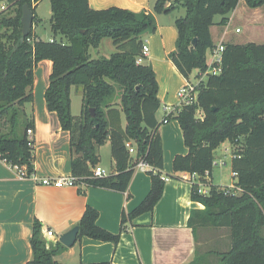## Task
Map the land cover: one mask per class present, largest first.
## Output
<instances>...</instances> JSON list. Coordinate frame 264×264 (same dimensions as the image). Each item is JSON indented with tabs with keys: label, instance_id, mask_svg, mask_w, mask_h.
<instances>
[{
	"label": "trees",
	"instance_id": "obj_1",
	"mask_svg": "<svg viewBox=\"0 0 264 264\" xmlns=\"http://www.w3.org/2000/svg\"><path fill=\"white\" fill-rule=\"evenodd\" d=\"M41 1L0 0V157L11 165L26 166L30 173L35 171L34 142L27 134L28 128L34 127V118L25 105L34 101L35 68L42 60H51L45 98L49 110L57 113L62 127L71 133L73 175L91 186L127 192L139 160L152 166L147 171L151 189L135 209L123 213L124 225L152 212L166 184L161 123L156 117L161 106L159 83L150 64L137 62L143 34L156 25L147 12L139 15L118 6L95 9L89 0H50L51 29L67 41L56 37L44 40L33 29L23 37V6L28 4L35 12V21L40 20L36 9ZM240 2L156 0L158 13L185 8V15L175 20L177 48L170 54L184 77L190 78L194 69H207V51L216 46L211 26L226 25L229 13ZM244 2L251 8L264 6V0ZM2 3L8 7L1 9ZM219 14L223 18L217 23L215 16ZM104 38L112 39L116 51L94 58L90 49L98 48ZM224 44L221 73L210 74L200 85L198 102L184 105L175 116L189 151L175 156L173 169L197 173L199 181L207 183L217 148L227 140L243 139L232 159L237 178L234 186L240 192L210 184L209 193L204 194L198 183H193L191 192L192 199L205 208L192 210L189 225L226 226L231 246L215 253V259L210 258L211 252L196 253L191 264H264V44ZM73 86L83 87L78 116L72 113ZM108 139L117 172L94 176L90 165H99L97 147ZM128 143L136 149L134 156ZM98 218V209L88 205L78 224L79 238L88 236L117 245L122 230L113 233L99 226ZM31 246L33 258L25 264H62L55 256L68 249L61 241L49 244L38 220Z\"/></svg>",
	"mask_w": 264,
	"mask_h": 264
},
{
	"label": "crops",
	"instance_id": "obj_2",
	"mask_svg": "<svg viewBox=\"0 0 264 264\" xmlns=\"http://www.w3.org/2000/svg\"><path fill=\"white\" fill-rule=\"evenodd\" d=\"M89 1L95 9L118 6L132 11H150L149 0ZM241 3L242 0L239 5ZM237 9L238 7L233 14H236ZM37 16L40 20L34 21L33 30L43 39L37 27L42 18L38 13ZM154 18L159 23L156 31L153 34L146 31L143 34V42L150 47L149 55L143 63L153 67L159 83L158 97L161 106L156 117L161 123L159 132L163 140V174L168 177L162 198L152 212L143 213L123 225V213L135 209L151 189V176L147 169L135 171L127 191L130 194L128 197L127 192L91 186L84 181L72 187L57 188L30 178L20 179L14 167L0 157V264H25L33 258L31 237L36 220L41 223L47 242L55 244L63 233L79 224L88 205L98 209L99 226L113 233L122 230L121 239L115 245L110 241L78 236L73 246L55 256L59 263L191 264L196 253L203 255L211 252L210 258L215 259V253L230 248L228 227L216 228L197 222L194 226L189 225L192 210H202L205 206L191 197L193 182L189 178L190 173L176 172L173 169L175 156L186 155L189 151L183 130L175 116L180 107L179 89L196 78L192 80L184 77L170 58L171 52L177 48V29L160 23L159 15L154 14ZM231 19L233 17H229L226 25L211 26L215 45L231 41L230 30L224 29ZM58 36L56 39L67 41L61 34ZM106 40L104 38L98 48L90 49L94 58L105 56L102 51L103 44L109 46L111 54L115 52L113 41ZM52 68L53 63L49 59L38 63L35 68L34 101L25 105L27 113L34 118L35 173L41 178L73 175L71 133L62 127L57 113L49 110L45 98ZM195 71L197 76L200 70ZM75 88L76 93L82 96L83 87ZM169 114V122L164 123ZM97 152L100 156L99 165L105 169L106 174L116 173L110 139L98 146ZM90 168L93 171L94 166L90 165ZM209 183L216 184L213 173ZM236 189L240 191L239 188ZM49 230L54 232L51 237L46 235Z\"/></svg>",
	"mask_w": 264,
	"mask_h": 264
},
{
	"label": "rangeland",
	"instance_id": "obj_3",
	"mask_svg": "<svg viewBox=\"0 0 264 264\" xmlns=\"http://www.w3.org/2000/svg\"><path fill=\"white\" fill-rule=\"evenodd\" d=\"M155 3L156 0H149V8L150 11L148 13L154 20V25L157 26L158 21L154 18L155 15H159L160 19L159 22L162 23L164 26L169 28H174L175 30V20L177 17L185 15V8L180 7L179 9H175L171 12H162L158 13L155 11ZM8 7V5L6 4ZM7 13H9L8 8L6 9ZM5 10V11H6ZM135 13L141 15L142 13L146 12L144 9L134 11ZM37 13L39 17L42 18L40 24L37 25L38 33L42 35L44 40H50L54 37L59 38L58 35H55L51 29L50 25V17H51V3L50 0H42L38 7ZM229 17H233V20H230L228 26H224V29L230 30L229 36H231L230 40L235 41L238 43H248V42H255L259 44H264V6L251 8L245 4L244 0H242L241 5L238 6L236 14H233V11L229 13ZM223 18L222 15L215 16V22H220ZM159 24V23H158ZM218 25H221L220 23ZM237 28H240V31H236ZM157 28L153 26L150 27L147 31L149 34H153ZM220 30H223L222 27L219 26ZM217 40H219L218 36L215 34ZM106 41H112L111 38H107ZM107 43V42H105ZM225 43V41L223 42ZM102 51L105 56H110L111 52L109 50V46L107 44H103ZM116 51V50H115ZM190 78L195 80L196 78V71L195 69L192 71ZM75 87L81 86H74L72 92V113L74 116H78L81 112L82 108V96H79L76 93ZM243 144V139L240 138L237 142H232L227 140L225 143L220 145L215 152V159H224L226 161L225 165H214L213 168V177L216 184H219L221 188H229L233 192H240L236 188L232 187L237 178L233 175L232 170V154L241 147ZM240 190V189H239Z\"/></svg>",
	"mask_w": 264,
	"mask_h": 264
},
{
	"label": "built area",
	"instance_id": "obj_4",
	"mask_svg": "<svg viewBox=\"0 0 264 264\" xmlns=\"http://www.w3.org/2000/svg\"><path fill=\"white\" fill-rule=\"evenodd\" d=\"M6 4L2 3L1 9H5ZM236 31H240V28H237ZM225 50V44L223 42L217 44L214 48L209 50L208 56H207V69L205 71H199L196 80L195 81H189L184 86H182L178 91L179 101H180V107L179 110L184 105H193L198 102L199 92H200V85L203 81L207 80L208 76L210 74H219L222 71V62H223V52ZM150 52V47L147 44H143L142 52L137 58L138 63H143L145 59L148 57ZM198 114H201V109L197 110ZM170 114L166 116L164 119V123L169 122ZM27 134L30 141H33V134L34 129L33 127L28 128ZM129 151L131 154L135 155L136 149L134 146H131L129 143L127 144ZM237 155L235 152L232 154V159L236 157ZM214 165H225L226 161L222 158L215 159ZM14 169L17 171V175L20 179H34L37 182L42 183L43 185L47 186H53L57 188L62 187H72L77 185L80 181V178H78L75 175H62L59 177H38L35 173L29 172L28 168L26 166H19V165H12ZM137 169L141 170H151L152 166L147 163L145 160L141 159L139 160L137 164ZM236 173H233L235 176ZM93 175L94 176H103L106 175L105 169L101 165H97L93 169ZM189 178L193 183L199 184V191L204 194L209 193L210 183H209V173L207 172V183H203L199 181V175L197 173H190ZM164 180H167L168 178L163 176ZM197 181V182H194ZM236 188L234 185L232 186ZM46 235L48 237H51L54 235V232L52 230H49Z\"/></svg>",
	"mask_w": 264,
	"mask_h": 264
},
{
	"label": "water",
	"instance_id": "obj_5",
	"mask_svg": "<svg viewBox=\"0 0 264 264\" xmlns=\"http://www.w3.org/2000/svg\"><path fill=\"white\" fill-rule=\"evenodd\" d=\"M169 4L170 2L167 3V5ZM34 21H35L34 10L28 4H25L23 6V14L21 17L23 37H27L29 35L31 30L33 29ZM195 42H196V39H194L193 43ZM92 115H95L94 109H92ZM79 233H80V226L76 225L69 231L63 233L60 236L59 241H61L67 247H71L77 241Z\"/></svg>",
	"mask_w": 264,
	"mask_h": 264
}]
</instances>
